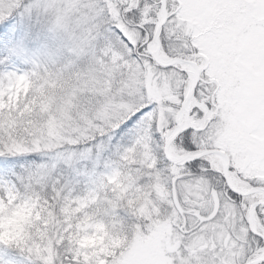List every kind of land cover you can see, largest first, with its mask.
I'll return each mask as SVG.
<instances>
[{"label": "snow or ice", "instance_id": "1", "mask_svg": "<svg viewBox=\"0 0 264 264\" xmlns=\"http://www.w3.org/2000/svg\"><path fill=\"white\" fill-rule=\"evenodd\" d=\"M182 10V0H0V105L21 80L60 83L66 74L98 78L106 91L85 93L79 111L90 124L62 139L21 138L0 108V203L11 211L38 201V227L53 236L51 256L0 241V264H85L68 245L76 229L65 209L100 185L115 189L117 175L128 191L112 192L113 218L147 194L159 213L133 222L146 237L156 222L166 226L164 264H264V166L220 158V99L208 70L192 71L204 61ZM32 95L17 102V120Z\"/></svg>", "mask_w": 264, "mask_h": 264}, {"label": "rangeland", "instance_id": "2", "mask_svg": "<svg viewBox=\"0 0 264 264\" xmlns=\"http://www.w3.org/2000/svg\"><path fill=\"white\" fill-rule=\"evenodd\" d=\"M210 2L212 0H209ZM218 2V18L217 21L210 22L211 32L215 35L212 36L211 39V48L215 43L219 41L221 37L227 35L229 29L233 26L231 7L229 5L235 6L236 17H240L242 14V10L244 7L246 8H254V15L264 16V0H213ZM246 2V3H243ZM249 3V4H248ZM230 5V6H231ZM222 7H225L222 8ZM258 8V10H257ZM230 10V11H229ZM180 19V18H179ZM203 18L199 20V24L201 23ZM203 21H208L207 18H204ZM197 29V28H196ZM192 29V30H196ZM188 29L185 28V34H187ZM196 32V31H195ZM190 35V34H189ZM207 39L198 38V45L202 47L205 54H203V65L208 63L207 60H210L208 57L209 52H207ZM201 65V64H200ZM197 67L193 65L192 71L196 75ZM251 70L246 73L245 76L242 77L243 82H251L254 78L253 74L250 73ZM208 75H210V71H208ZM101 82V81H99ZM91 83H81L79 86H74L72 83H67L65 90L62 92V95L68 96L71 95L73 100H76V103H72V101H68L67 103L63 102L60 104L58 117L56 115L47 114V107L49 105L50 98L44 97V90H46V81L41 83L40 81H36L35 84L27 83L23 80L19 81L15 88L8 89V103L0 105V108L7 107L11 110L10 112V127L14 134H17L23 138L25 135L30 137H38L40 140H46L51 137H56L57 139H62L65 135H70L73 132L79 130V121L85 120L90 124V121H87V117L85 113L79 111V108L84 107L85 103H89L87 97L84 93H87V89ZM102 84V83H101ZM250 84V83H249ZM48 85L52 86L51 83L48 82ZM103 85V84H102ZM33 90V95L28 104L24 105V110L20 113L21 117H26L28 115H32L26 123H20V120H17L16 117V108L17 102L24 103V96H27L29 90ZM79 92L80 96H77L76 93ZM93 94H96L95 89L92 90ZM101 94H106L104 88L99 90ZM66 93V94H65ZM61 95V94H60ZM60 96V100L62 98ZM59 95H54L56 97L57 102H59ZM231 99L234 103V96L230 94ZM53 96H51L52 98ZM225 94L222 96V102L225 100ZM230 100V98H227ZM229 103V102H228ZM228 103H224L221 106V109L226 108ZM257 103V102H255ZM253 106L252 114V127L248 126L247 131L242 132L241 140L238 141V155L237 157H247L248 152H252L254 159L257 164L260 166H264V128L261 130V134L263 136L262 140L258 142H254V138H256L257 128V112L259 111L254 102L251 103ZM39 109V111H36ZM239 115L245 113L246 109L242 108H234ZM248 111V110H247ZM48 115L46 123L44 122L45 115ZM251 116L252 114L249 113ZM248 114V115H249ZM246 117V116H245ZM250 117V116H249ZM255 122H254V121ZM256 128V131L252 129ZM260 128V127H259ZM236 132L234 131V134ZM253 133H255L253 135ZM260 135V134H259ZM13 147L20 148L21 145L13 142ZM222 151L225 148L221 147ZM222 161L225 162V159L220 156ZM135 162V161H133ZM113 163L118 164V161L113 160ZM123 179L120 175H117L113 178L110 183L115 185V189H111V195L113 191L119 190L121 198L123 194L128 191V186L122 184L120 181ZM127 179L131 180V177ZM99 191L97 192L98 198L94 199V203L91 205H95L91 207L87 212L84 211L85 208L89 207L88 201L86 203L84 209L81 211L78 209H65V214L68 217L69 226H75V233L68 237V245L70 248L74 249L78 255H83L85 258V264H89L90 261H95L96 264H109L107 259H101V257H113L114 264H136L138 260H146L149 264H164V262L168 259L165 256L163 247L168 243L167 238V229L163 224H159L156 222V231L152 236H144L140 230L138 224L133 222L134 219L146 218L151 219L153 214H158L159 209L152 206V201H150L147 197V194L141 195L137 193L134 195L133 199L129 200V209L130 212L128 216L117 220L113 218L112 209L115 207L113 201L111 200V195H108L106 192H101L99 195ZM15 199V197H12ZM93 199V196L92 198ZM110 202H109V201ZM34 203V206H32ZM28 203L29 209L33 213H36L37 209L42 210L39 202ZM11 204V201H9ZM6 205L0 203V209L5 208ZM101 207V208H99ZM32 213V214H33ZM83 213L81 217L79 214ZM34 217L35 223L31 226L32 230L27 231L24 234V237L27 238L26 243L31 242L37 254L41 253L44 250L49 251L50 256L52 255L51 245L53 242V236L50 235L49 231H41L38 227V218L36 215H32ZM114 219V220H113ZM10 231H4L0 235V241L9 242L11 240ZM91 232V234H89ZM35 233V234H34ZM35 239V240H34ZM24 243V242H22ZM119 251V256H117V252Z\"/></svg>", "mask_w": 264, "mask_h": 264}, {"label": "trees", "instance_id": "3", "mask_svg": "<svg viewBox=\"0 0 264 264\" xmlns=\"http://www.w3.org/2000/svg\"><path fill=\"white\" fill-rule=\"evenodd\" d=\"M237 0H234L236 2ZM246 3V2H243ZM249 4V3H248ZM231 5V4H230ZM231 13L233 26L229 29L227 35H224L219 39L214 46H211L212 36L215 37L213 32L209 30L210 22L212 19L217 21L218 16V2L209 0H182V13L180 15L181 24L185 25L188 29L186 35H191L193 42L196 47L198 45V38L207 39V52L208 63L198 65L201 71L207 69L210 71V81L214 84L217 89V94L220 99V105L228 103L226 108L221 109V127L219 131L221 147L225 148L223 151L229 156L231 154L234 158L238 155V141L241 140L242 132L247 131L248 126H251L253 114H252V102L259 109L257 112V131L256 128L252 129L256 133L254 142L262 140L263 136L261 131L264 128V16L254 15V8L244 7L241 11L242 15L236 17L235 6L231 5ZM225 9V7H222ZM235 9V10H234ZM258 10V8H257ZM202 19L199 24V20ZM207 18L208 21H203ZM196 29L195 31L192 29ZM200 52V59H203L202 47ZM250 73L253 74L254 78L251 82H243L242 77ZM98 78L91 79H77L74 75L66 74L62 82H51L52 86L48 85L46 81V90H44V97L50 98L49 105L47 107V114H54L58 117L59 106L63 102L65 95H62L67 83H72L74 86L80 85L81 83H91L87 89L88 94H93L92 90L95 89L96 93L103 88L102 82H99ZM36 82L32 83L35 84ZM250 83V84H249ZM233 94V100L230 94ZM62 98L60 100V96ZM66 94V93H65ZM85 94V93H84ZM225 94V100L222 102V96ZM54 95H59V102H57ZM95 95V94H94ZM51 96H53L51 98ZM86 96V95H85ZM87 97V96H86ZM230 98V100H227ZM257 102V103H255ZM246 109L245 113L239 115L234 108ZM248 110V111H247ZM251 113L252 116L249 114ZM249 114V115H248ZM60 115V114H59ZM32 115L26 116L25 119H21L20 123H26ZM246 116V117H245ZM250 116V117H249ZM47 117H49L47 115ZM254 121V120H253ZM255 122V121H254ZM260 127V128H259ZM262 129V130H261ZM234 131L236 132L234 134ZM253 133V135L255 134ZM260 134V135H259ZM222 149V148H221ZM252 152H248V155ZM98 191L106 192L111 195V190L104 185H100ZM97 191V192H98ZM99 193V195H100ZM97 196V197H96ZM98 198V194L93 195L90 204L94 203V199ZM109 201V200H108ZM110 202V201H109ZM87 202L81 203V206L76 208L82 210L85 208ZM32 204V203H31ZM34 206V203L33 205ZM101 208V207H99ZM43 210H38L33 213L27 204L18 206L16 209L9 211V207L0 209V235L4 231H10L11 240L9 242H24L26 243L27 238L24 234L32 230L31 226L35 223L34 217L36 215L40 221ZM33 213V214H32ZM114 220V219H113ZM35 234V233H34ZM35 240V239H34ZM0 255H6L0 253Z\"/></svg>", "mask_w": 264, "mask_h": 264}, {"label": "flooded vegetation", "instance_id": "4", "mask_svg": "<svg viewBox=\"0 0 264 264\" xmlns=\"http://www.w3.org/2000/svg\"><path fill=\"white\" fill-rule=\"evenodd\" d=\"M228 158V157H227ZM241 159H243L244 161H247V160H249V159H253L254 157H253V155L250 153L247 157H240ZM225 159V158H224ZM227 161V159L225 160V162Z\"/></svg>", "mask_w": 264, "mask_h": 264}, {"label": "water", "instance_id": "5", "mask_svg": "<svg viewBox=\"0 0 264 264\" xmlns=\"http://www.w3.org/2000/svg\"><path fill=\"white\" fill-rule=\"evenodd\" d=\"M199 75V71L197 72V75L196 76H198Z\"/></svg>", "mask_w": 264, "mask_h": 264}]
</instances>
